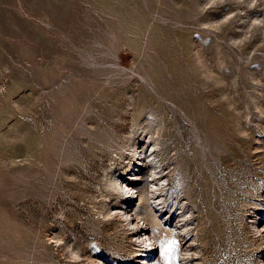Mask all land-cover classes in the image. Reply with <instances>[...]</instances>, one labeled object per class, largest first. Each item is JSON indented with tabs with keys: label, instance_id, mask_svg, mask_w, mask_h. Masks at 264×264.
<instances>
[{
	"label": "rangeland",
	"instance_id": "374dc122",
	"mask_svg": "<svg viewBox=\"0 0 264 264\" xmlns=\"http://www.w3.org/2000/svg\"><path fill=\"white\" fill-rule=\"evenodd\" d=\"M262 205L264 0H0V264H264Z\"/></svg>",
	"mask_w": 264,
	"mask_h": 264
},
{
	"label": "bare ground",
	"instance_id": "6f19581e",
	"mask_svg": "<svg viewBox=\"0 0 264 264\" xmlns=\"http://www.w3.org/2000/svg\"><path fill=\"white\" fill-rule=\"evenodd\" d=\"M138 152H140V151H138ZM142 155V154H141ZM147 164V163H146ZM116 185V187H117V189H118V191L119 192H121L123 195H125V197H127V199H130L132 196V194H133V190L131 189V188H129V187H127V185L126 184H115ZM152 188H154V187H152ZM155 190L153 191V189L151 190V191H153V193L151 194V197H149V198H153V202L154 201H158L157 203H156V205H161V202H159V199L160 198H158L159 196L157 195L158 193L156 192L159 188L156 186L155 188H154ZM157 193V194H156ZM130 197V198H129ZM141 197V196H140ZM149 198H147V199H149ZM158 198V199H157ZM129 201V200H128ZM151 201V200H150ZM126 208L127 207H129L128 206V204L126 203ZM123 208H124V206H123ZM126 208H124L125 210H123V211H121L120 210V216L124 219V220H126L127 221V223L129 224V226L132 224V226L133 227H131V229H133V232H134V235H133V237H132V240L131 241H133L135 244H138V245H140V247H142V246H144L145 244H147L148 245V243L150 244V247H152L154 244L151 242V237H150V235L148 234V230H149V228H147V227H145L146 226V224L144 225V222H142L143 224H139L136 220H135V218L134 217H132L131 215L132 214H130L127 210H126ZM111 211V210H110ZM264 214V205H262L261 206V208L260 209H258L257 210V213L254 215L253 213H248L247 215V221H249V223L248 224H246L247 225V227L248 228H250V229H253V230H256V232L258 233V235H261L262 237L264 236V223H262V221H263V219H264V215H262L263 217H261L259 214ZM107 215V214H106ZM261 217V218H260ZM168 218V217H167ZM135 220V221H134ZM156 222V221H155ZM126 223V224H127ZM178 223V222H177ZM180 223V222H179ZM187 223V222H186ZM158 224V223H157ZM181 226V225H180ZM176 229V228H175ZM186 230V229H185ZM164 231V230H163ZM179 231V230H178ZM183 232V231H182ZM179 233V232H178ZM181 233V232H180ZM184 236V235H183ZM181 237V236H180ZM179 239V238H178ZM61 241V240H60ZM149 241V242H148ZM71 246V245H70ZM155 246V245H154ZM153 246V247H154ZM146 248H148V247H146ZM145 248V249H146ZM144 249V250H145ZM142 250V249H141ZM151 251V250H150ZM150 251L147 249V250H145V251H143L144 253H143V256L145 255V257L144 258H150L151 257V253H150ZM142 253V252H141ZM193 256V255H192ZM78 257V256H77ZM191 258V257H190ZM79 259V258H78ZM145 260V259H144ZM264 260V259H263ZM262 260V261H263ZM97 261V260H96ZM185 262H187V261H185ZM101 263V261L100 260H98V262L96 263V264H100ZM263 263H264V261H263ZM86 264V263H85ZM95 264V263H94ZM149 264V263H148Z\"/></svg>",
	"mask_w": 264,
	"mask_h": 264
},
{
	"label": "built area",
	"instance_id": "2783aa9c",
	"mask_svg": "<svg viewBox=\"0 0 264 264\" xmlns=\"http://www.w3.org/2000/svg\"><path fill=\"white\" fill-rule=\"evenodd\" d=\"M259 215L262 217V215H264V214L262 213V214H259ZM261 217H260V218H261ZM262 223H264V219H263Z\"/></svg>",
	"mask_w": 264,
	"mask_h": 264
}]
</instances>
